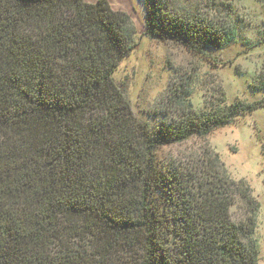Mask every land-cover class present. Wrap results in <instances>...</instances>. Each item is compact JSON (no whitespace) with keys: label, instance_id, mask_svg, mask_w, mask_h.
<instances>
[{"label":"trees","instance_id":"16d2710c","mask_svg":"<svg viewBox=\"0 0 264 264\" xmlns=\"http://www.w3.org/2000/svg\"><path fill=\"white\" fill-rule=\"evenodd\" d=\"M143 2L149 38L213 62L237 40L232 0ZM136 35L107 0H0V264H258L249 183L210 149L165 167L157 149L205 138L264 97L197 110L181 85L152 127L113 77Z\"/></svg>","mask_w":264,"mask_h":264},{"label":"rangeland","instance_id":"374dc122","mask_svg":"<svg viewBox=\"0 0 264 264\" xmlns=\"http://www.w3.org/2000/svg\"><path fill=\"white\" fill-rule=\"evenodd\" d=\"M97 2L98 0H86ZM129 14L136 27V47L121 61L113 77L129 100L135 116L159 126L173 110L174 90L191 92L187 98L197 110L208 109L223 96L226 103L253 102L264 97V0H232L238 19L237 40L223 50H210L214 62L172 41H159L145 33L143 0H107ZM196 4L199 0H182ZM210 149L218 154L230 176L245 179L260 203L256 238L258 264H264V106L214 129L207 137L160 146L159 164H191ZM193 161V162H192ZM240 216L242 210L233 207Z\"/></svg>","mask_w":264,"mask_h":264}]
</instances>
